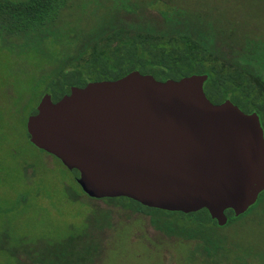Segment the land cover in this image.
Segmentation results:
<instances>
[{
	"label": "water",
	"instance_id": "obj_1",
	"mask_svg": "<svg viewBox=\"0 0 264 264\" xmlns=\"http://www.w3.org/2000/svg\"><path fill=\"white\" fill-rule=\"evenodd\" d=\"M206 74L158 80L138 70L44 93L26 120L30 142L77 170L89 197H128L219 225L264 189V132L256 112L212 102Z\"/></svg>",
	"mask_w": 264,
	"mask_h": 264
},
{
	"label": "rangeland",
	"instance_id": "obj_2",
	"mask_svg": "<svg viewBox=\"0 0 264 264\" xmlns=\"http://www.w3.org/2000/svg\"><path fill=\"white\" fill-rule=\"evenodd\" d=\"M174 6L207 19L219 43L264 38V0H78L40 43L0 37V264H30L24 249L79 233L96 245L91 264H207L192 253L195 241L168 237L148 215L86 195L75 173L33 145L26 132L25 121L44 94L50 64L65 52L75 54L85 37L94 36L117 13L115 19L159 27ZM138 7L142 10L135 15ZM242 213L219 229L237 252L228 260L264 264V193Z\"/></svg>",
	"mask_w": 264,
	"mask_h": 264
},
{
	"label": "trees",
	"instance_id": "obj_3",
	"mask_svg": "<svg viewBox=\"0 0 264 264\" xmlns=\"http://www.w3.org/2000/svg\"><path fill=\"white\" fill-rule=\"evenodd\" d=\"M77 1L0 0V37L14 36L27 43H40L55 32L58 22L65 16L64 11ZM140 10L138 7L135 15H140ZM193 12L174 6L171 17L166 21L162 19L159 27L141 20L115 19L118 13L115 14L94 36H84L75 54L65 52L68 55L49 65V77L43 83L44 93L57 101L72 86L115 80L134 70L151 74L158 80L206 74L204 91L207 97L214 103L229 99L244 112H256L264 132V38L247 39L245 43L234 45L219 43L213 25ZM211 34L213 40L209 39ZM35 112L36 106L30 114ZM27 136L29 138L28 132ZM72 171L78 177V171ZM100 200L148 215L151 225L168 237L195 241L192 253L202 256V262L233 264L228 254L237 252L219 229L232 224L244 213L235 215L228 208L225 210L227 222L219 225L206 208L184 213L148 207L128 197ZM101 214L109 217V211L103 210ZM24 250L30 264H91L95 260L96 245L87 234L79 233ZM19 264L23 263L19 260Z\"/></svg>",
	"mask_w": 264,
	"mask_h": 264
},
{
	"label": "flooded vegetation",
	"instance_id": "obj_4",
	"mask_svg": "<svg viewBox=\"0 0 264 264\" xmlns=\"http://www.w3.org/2000/svg\"><path fill=\"white\" fill-rule=\"evenodd\" d=\"M262 193H264V189L258 194L257 198H258L259 195H261Z\"/></svg>",
	"mask_w": 264,
	"mask_h": 264
}]
</instances>
